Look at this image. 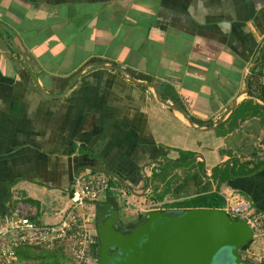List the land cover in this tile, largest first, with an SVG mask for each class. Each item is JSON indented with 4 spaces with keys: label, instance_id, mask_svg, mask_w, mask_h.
<instances>
[{
    "label": "crops",
    "instance_id": "1",
    "mask_svg": "<svg viewBox=\"0 0 264 264\" xmlns=\"http://www.w3.org/2000/svg\"><path fill=\"white\" fill-rule=\"evenodd\" d=\"M263 61L264 0H0V222L20 199L59 221L93 175L145 203L182 153L175 172L217 185V168L264 163ZM262 168L220 192L264 218Z\"/></svg>",
    "mask_w": 264,
    "mask_h": 264
},
{
    "label": "water",
    "instance_id": "2",
    "mask_svg": "<svg viewBox=\"0 0 264 264\" xmlns=\"http://www.w3.org/2000/svg\"><path fill=\"white\" fill-rule=\"evenodd\" d=\"M119 203L108 197L97 207L98 264H213L224 249L229 250L235 264H254L240 253L254 239L251 228L224 210H152L141 224L123 234L115 228ZM104 216L108 221L103 222Z\"/></svg>",
    "mask_w": 264,
    "mask_h": 264
},
{
    "label": "built area",
    "instance_id": "3",
    "mask_svg": "<svg viewBox=\"0 0 264 264\" xmlns=\"http://www.w3.org/2000/svg\"><path fill=\"white\" fill-rule=\"evenodd\" d=\"M70 206L61 213L60 220L43 223L38 212L29 207H16L13 216L0 222V264H24L21 251L39 254L42 251L63 252L65 264H94L91 250L95 212L93 206L106 192H119L111 185V178L93 175L77 181ZM234 220H243L253 232V240L264 241V218L255 212L250 202L231 196L223 209Z\"/></svg>",
    "mask_w": 264,
    "mask_h": 264
},
{
    "label": "rangeland",
    "instance_id": "4",
    "mask_svg": "<svg viewBox=\"0 0 264 264\" xmlns=\"http://www.w3.org/2000/svg\"><path fill=\"white\" fill-rule=\"evenodd\" d=\"M188 157H191V156H189V155L186 156L185 154H183L181 156V158H183V159H188ZM246 162L247 163H255L253 160H247ZM262 162H263V160L259 161V163H257V165H259L260 163L262 164ZM191 164L192 163H190V164L187 163L185 165L189 166ZM194 167H195L194 165H193V169L187 167V169H183V171L181 169H177V171L175 172L174 168H179V166L174 165L171 168L161 170V174L159 176L155 177V179H154V181L158 182V184L154 185L155 189L153 186V189H151L152 192L150 193V196H149L150 198L147 197V201L145 203H143L142 199H140L139 197H136V199H135V197H133V195H134L133 193H131V192L128 193L127 192L128 189L126 186L121 185L119 189L113 187L116 190H122L123 192L126 193V196H122L121 193H119V192L116 193L115 191H113L114 195L112 196V197H115L117 199V201L120 202L119 203L120 204V213H121V218H120L121 223L120 224L122 226H124V225H128V222L132 223L134 221H136L135 223H133V224H135L134 225L135 227L138 224H141L146 219V213H147V212L142 210V208L140 207L141 204L144 205L145 207H148V209H154V210H158V209H162V208L164 209L165 207L172 206L176 202L186 201L188 198H185V197L188 195H192L195 193L202 194V193H206L207 191H211L213 188H216V185H217V183L215 182L216 180L209 181V177H207V175H203L201 173L199 166L195 167V168ZM211 177H213V174ZM211 177H210V179H211ZM103 198H104V196H102L100 198V201L97 202L93 206L94 212L95 211L100 212L98 209L96 210V208L98 207V205L100 206L103 203V201H104ZM20 200L23 204L17 205L18 207L24 208V206H27L26 204H28V203L26 201H24L22 199H20ZM130 200L133 201V204H132V202L130 203ZM37 209H38V211L40 210L39 208H37ZM100 209H101V207H100ZM138 217H140V218H138ZM40 218H41V215H39V219ZM137 219H139V220H137ZM47 222H48V220H46V222H44V223H47ZM51 222H53V221H50V223ZM94 226H95V223L93 225V229H94ZM94 230H93L92 241L95 238V231ZM258 242H259L258 240L255 242L251 241L241 250V252H240L241 257L244 260L249 261L251 263H255V264L258 263L259 257L256 256V253H257L256 249L258 248L261 250V248H262ZM249 244H251V245H249ZM263 250L264 249H262L261 252ZM99 252H100L99 249L96 247L95 253H94V257H95L94 264H98ZM213 264H235V263H234L232 256L230 255L229 250L224 249L217 254Z\"/></svg>",
    "mask_w": 264,
    "mask_h": 264
},
{
    "label": "trees",
    "instance_id": "5",
    "mask_svg": "<svg viewBox=\"0 0 264 264\" xmlns=\"http://www.w3.org/2000/svg\"><path fill=\"white\" fill-rule=\"evenodd\" d=\"M259 68L263 69L264 68V61L262 62L261 65H259ZM261 93L257 94V93H253L251 91V95L254 97H257L259 100H261L264 103V86L261 88ZM249 102L245 103V105L243 104L242 106H240L241 110H237L235 112H233L232 116L229 118L228 123L229 125V129L228 131H232L234 129L233 127V123L234 121L236 122L237 120H239L240 118L245 119L244 117H240V114L243 112L247 113V106H248ZM261 108L259 106H255V111L252 112V114H257L256 110H260ZM250 111V110H249ZM254 116V115H252ZM224 127V126H222ZM223 135V134H222ZM184 153L181 154V156ZM189 159H183L181 158L180 160H178V164L179 166L184 165V163L181 162H188ZM193 163V162H192ZM235 163V162H232ZM235 165L231 166L230 164L227 165L226 170L221 171V176L218 175L219 173V168L215 169L214 172V178L213 179H217L218 180V185L216 187V189L214 191H207L206 193H202V194H192V195H188L186 196V198H188L186 201L183 202H176L174 203L172 206H168L166 208H182V209H198V208H207V209H223L226 205V199L224 198V196L221 194L220 192V186L222 183H225L227 181H231L234 180L238 175H245V177H249V175H253V174H257L260 171H257L260 167H264V163H260L259 165H256L254 169H249L245 166L242 167V171L241 173H237L235 171ZM230 167L232 168V172H229ZM202 170V168H200ZM264 170V168H262ZM98 176V175H97ZM24 200V199H23ZM27 203H30V205L32 206H36V202L33 200H24ZM20 203V200H15L12 203V208H16L17 205ZM37 208H39V205L37 203ZM259 213V212H257ZM260 214V213H259ZM251 245V244H249ZM20 256L21 259L23 261H25V264H65V262L67 261V258L65 256V254L59 250L56 251H42L39 254H35L33 252L30 251H21L20 252Z\"/></svg>",
    "mask_w": 264,
    "mask_h": 264
},
{
    "label": "flooded vegetation",
    "instance_id": "6",
    "mask_svg": "<svg viewBox=\"0 0 264 264\" xmlns=\"http://www.w3.org/2000/svg\"><path fill=\"white\" fill-rule=\"evenodd\" d=\"M164 209H182V208H166L165 207ZM98 215H99V213L97 211H95V220H94V223H95V226H94V229H95L94 230L95 231V238L93 239L92 244H91V250H92V253H93V259H94V261H95V257H94L95 248L97 247L99 249V251H100V248H101L100 247V244H99L100 242H99V239H98V235H97V225L99 223V216ZM120 218H121V213H119V221H118L117 225H115L116 230L120 231L123 234L129 233L130 230L135 227L134 226L135 224H133V223H135L136 221H134L132 223L131 222H128V225L122 226L120 224L121 223L120 222ZM138 218H140V217H138ZM108 219H109V217L104 216L103 217V222L108 221ZM137 220H139V219H137Z\"/></svg>",
    "mask_w": 264,
    "mask_h": 264
}]
</instances>
